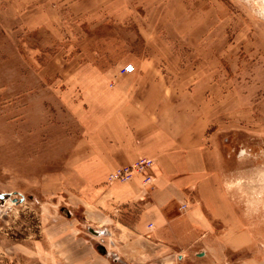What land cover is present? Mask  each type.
<instances>
[{
	"label": "rangeland",
	"instance_id": "obj_1",
	"mask_svg": "<svg viewBox=\"0 0 264 264\" xmlns=\"http://www.w3.org/2000/svg\"><path fill=\"white\" fill-rule=\"evenodd\" d=\"M149 114L212 151L220 209L164 264H264V0H0V264L107 247L77 168Z\"/></svg>",
	"mask_w": 264,
	"mask_h": 264
},
{
	"label": "crops",
	"instance_id": "obj_2",
	"mask_svg": "<svg viewBox=\"0 0 264 264\" xmlns=\"http://www.w3.org/2000/svg\"><path fill=\"white\" fill-rule=\"evenodd\" d=\"M123 125L121 146L107 147L106 139L100 138V148L87 150L77 168L85 180V218L95 227H104L107 247L119 259L110 253L92 255L88 248L89 257L76 252L67 264H164L173 253L180 258L198 232L205 230L211 215L218 216L220 209L209 206L205 197L207 179L215 174L211 150L169 147L164 137L170 133L150 114L131 123L125 120ZM142 157L154 161L151 185L144 186L140 177L107 182L112 170ZM209 168L213 174L206 172ZM183 204H187L184 209ZM203 204L210 208L209 217Z\"/></svg>",
	"mask_w": 264,
	"mask_h": 264
},
{
	"label": "built area",
	"instance_id": "obj_3",
	"mask_svg": "<svg viewBox=\"0 0 264 264\" xmlns=\"http://www.w3.org/2000/svg\"><path fill=\"white\" fill-rule=\"evenodd\" d=\"M124 69L125 72L132 73L136 70V67L131 63H127ZM135 177H140L144 186L151 185L154 179V161L149 157H142L132 164L120 166L109 173L107 182H127ZM186 207L187 204L181 205L182 209Z\"/></svg>",
	"mask_w": 264,
	"mask_h": 264
},
{
	"label": "water",
	"instance_id": "obj_4",
	"mask_svg": "<svg viewBox=\"0 0 264 264\" xmlns=\"http://www.w3.org/2000/svg\"><path fill=\"white\" fill-rule=\"evenodd\" d=\"M10 195H11V193L0 192V201L5 202L10 197ZM13 201H18V199L14 198ZM66 213L69 214V212L67 210H66ZM91 231L95 235H101L102 233H105L103 230L98 231V230L91 229ZM96 247L101 254H105V255L109 254L108 249L104 244L99 243V244H97ZM201 254H203V253H201Z\"/></svg>",
	"mask_w": 264,
	"mask_h": 264
}]
</instances>
